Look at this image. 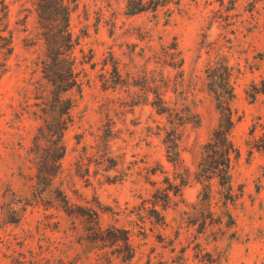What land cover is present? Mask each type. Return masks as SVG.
Listing matches in <instances>:
<instances>
[{
  "label": "rangeland",
  "instance_id": "1",
  "mask_svg": "<svg viewBox=\"0 0 264 264\" xmlns=\"http://www.w3.org/2000/svg\"><path fill=\"white\" fill-rule=\"evenodd\" d=\"M2 1L8 17L0 35L12 37L9 54L0 47V264H110L109 258L111 264H206L207 256L222 264H264V0H179L135 15L125 14L124 0H68L74 54H92L93 66L85 65L82 94L63 133L60 172L41 197L35 163L49 145L40 130L46 117L45 93L37 90L44 89L36 65L40 30L34 0ZM174 44L181 70L172 67ZM223 61L234 86L231 139L238 154L231 175L241 191L229 205L234 223L203 224L194 207L201 189L195 180L168 208L157 206L164 219L157 222L151 194L180 169L162 141L168 117L151 102L163 91L168 106L177 102L198 113L201 123L184 125L180 141L182 168L193 172L218 122L207 68ZM113 63L121 82L104 88ZM58 188L80 213L98 205L102 228L129 229L131 260H123L122 242L98 241L88 217L62 211ZM13 209L23 213L17 222Z\"/></svg>",
  "mask_w": 264,
  "mask_h": 264
},
{
  "label": "trees",
  "instance_id": "2",
  "mask_svg": "<svg viewBox=\"0 0 264 264\" xmlns=\"http://www.w3.org/2000/svg\"><path fill=\"white\" fill-rule=\"evenodd\" d=\"M179 0H124L125 14L135 15L142 12H156L163 7L177 5ZM1 12L0 25H7L8 11L4 2L0 1ZM34 10L37 17L39 39L41 48L39 49L38 61L41 79L44 81V89H37L39 94L44 95V107L42 110L46 117L40 130L45 132L41 135L49 145V150L40 161L35 163L36 193L42 194L53 188L55 178L60 172L59 161L64 156L65 147L62 141L63 133L73 121L72 110L76 106L82 94L83 77L86 76L85 65L93 66L92 54H83L77 59L74 54L77 42L73 39L69 30L68 0H34ZM27 18L25 15L24 19ZM11 31L8 36H1L3 40L0 47L5 48L9 54L11 51ZM172 52V67L181 70L182 58L174 44ZM107 63H104L105 66ZM207 74V89L212 94L218 112V122L212 129L209 139L200 147L199 160L193 172L187 168H182L180 160V141L182 139L183 127L186 124L198 126L201 123L198 113L187 106L179 107L177 102L168 106L163 91L155 93V99L151 102L158 114H166L170 124L169 129L164 130L163 144L165 146L166 157L175 167L180 170L176 173L173 181L165 178L164 187H158L151 194L152 212L157 222H163V216L157 206L162 210L174 203L173 197L179 196L183 186L195 180L201 185L198 193L197 203L194 207L201 216L203 224L230 226L234 223L229 205L235 204L240 199L241 191L236 192L232 185L231 163L232 157L238 154L237 147L231 139V131L234 125L231 101L234 98V86L232 80V68L224 61L218 66L209 65ZM112 75L103 76V87L115 89L120 84L119 67L112 64ZM42 133V134H43ZM105 144L110 140V129L103 137ZM264 149V143L262 145ZM216 183L217 190L213 184ZM58 207L66 214H78L89 218L94 227L92 232L95 238L102 243L118 245L122 242L125 253L122 254L124 261L131 260L134 255V248L131 244V231L129 229L110 226L102 228V218L100 207L89 206L85 213L78 211V206L72 203L67 195L56 189ZM39 194V195H38ZM216 195L218 199L215 200ZM145 204L142 208H145ZM203 209V210H202ZM16 217L14 222L19 221L23 213L13 209ZM204 211V212H203ZM195 215V213H194ZM197 216V213H196ZM111 264L112 259H107ZM206 264H222L220 258L207 256Z\"/></svg>",
  "mask_w": 264,
  "mask_h": 264
}]
</instances>
